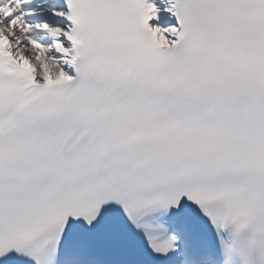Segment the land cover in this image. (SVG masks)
<instances>
[{"label": "snow or ice", "instance_id": "6c2138e0", "mask_svg": "<svg viewBox=\"0 0 264 264\" xmlns=\"http://www.w3.org/2000/svg\"><path fill=\"white\" fill-rule=\"evenodd\" d=\"M0 264H264V0H0Z\"/></svg>", "mask_w": 264, "mask_h": 264}]
</instances>
